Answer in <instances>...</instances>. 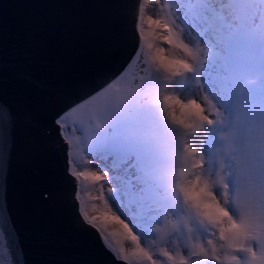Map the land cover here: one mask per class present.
I'll use <instances>...</instances> for the list:
<instances>
[{"label": "snow or ice", "instance_id": "obj_1", "mask_svg": "<svg viewBox=\"0 0 264 264\" xmlns=\"http://www.w3.org/2000/svg\"><path fill=\"white\" fill-rule=\"evenodd\" d=\"M149 5L158 7L156 15L149 14ZM172 7L161 0H136L133 30L145 76L134 88L115 89L102 103L81 111L74 122L89 136L88 143L96 129L118 117L126 122L125 141L109 156L127 166L128 182L122 191L108 189L113 195L106 196L102 182L111 179L108 171H76L73 165V176L101 184L98 196L89 193L90 200L101 202L92 203L90 211L78 193L75 198L86 223L126 264H264V106L239 112L231 130L223 133V146L212 156L206 153L201 134L206 135V125L225 123L226 117L207 94L197 95L202 86L186 92L177 87L187 74L205 67L209 49L201 45V37L195 43L185 39ZM257 12L264 15V0H246L229 18H205L202 32L220 39L244 27ZM141 98H146L143 103ZM133 105L145 107L151 119L132 115ZM105 113L106 120L101 118ZM12 120L8 108L0 105V170L8 155ZM55 121L60 123L59 115ZM145 192L167 202L159 216L149 214L156 201L139 195ZM110 200L136 221L137 231L144 229L146 243L113 211ZM162 222L163 227L151 226Z\"/></svg>", "mask_w": 264, "mask_h": 264}, {"label": "water", "instance_id": "obj_2", "mask_svg": "<svg viewBox=\"0 0 264 264\" xmlns=\"http://www.w3.org/2000/svg\"><path fill=\"white\" fill-rule=\"evenodd\" d=\"M135 3L0 0V105L13 117L0 170V264H126L82 217L55 118L74 123L122 88L138 52Z\"/></svg>", "mask_w": 264, "mask_h": 264}, {"label": "bare ground", "instance_id": "obj_3", "mask_svg": "<svg viewBox=\"0 0 264 264\" xmlns=\"http://www.w3.org/2000/svg\"><path fill=\"white\" fill-rule=\"evenodd\" d=\"M182 1V3H181ZM167 2H171V5L173 7H180V9L182 7H186L188 6L189 7V10H193V8L195 9V7H200L201 9H205V4L204 3H197L195 4V0H168ZM188 2V3H187ZM210 2V1H209ZM195 4V5H194ZM201 6H200V5ZM193 6V7H192ZM172 7V8H173ZM190 12V11H189ZM183 16V15H181ZM194 17V13H192V15ZM258 16H259V19H258V28L260 30V32L263 34L264 36V15H261L259 12H258ZM200 23V22H199ZM202 24V23H201ZM203 26H205L204 24H202ZM196 27V24H189L187 26H183L182 29H183V33H184V36L189 40V41H192L194 42L195 41V37L191 34L192 33V30L195 29ZM197 37V36H196ZM215 43L212 44V47H215V50H212V47L209 48V52H208V60L210 57H213V58H216V55L215 54H219V52H222V48H223V45H221V43H219L217 40L214 41ZM215 52V53H214ZM137 55V54H136ZM135 55V57H136ZM135 57L133 58V60L135 59ZM141 58V57H140ZM132 60V62H133ZM143 60V59H141ZM132 62L128 65V67L120 74L119 76V79L122 80L121 78H123V76L127 75V73H129V71L131 70V65H132ZM139 62V61H138ZM141 62V61H140ZM142 63V62H141ZM134 64V63H133ZM139 65V64H138ZM135 66V65H134ZM137 66V65H136ZM144 66V65H142ZM146 66V65H145ZM136 69V68H135ZM139 69V68H138ZM213 70H218L217 66L215 67V69ZM201 71V74H197V73H189L187 74L186 77L182 78L181 81H178L177 83V87L181 90V91H192V90H197L199 89V84L197 83V79L199 78V81L200 83H205V87L203 88L204 90L203 91H198L197 92V95H199L200 97H203L205 95V91L207 93V96H208V99L209 100H215L216 102H219L224 111L223 113L225 114V117H226V122L225 123H221L219 121L215 122V126H211L210 125H206L205 127V133H206V139H205V143L203 145V148L205 149L206 153L209 155V156H212L215 154V150L218 149V148H221L223 146V143L221 142V133H224L225 131H230L231 130V125L233 124V117H232V114L234 112H232L233 110L232 109V101L229 97V92H228V89L230 88V82L228 81V78L225 76V77H222V79H219L217 78L215 75H213L212 72H210L209 69L207 68H203L200 70ZM133 72V70H132ZM139 72V71H138ZM134 74V73H133ZM132 74V75H133ZM140 74V72L138 73ZM215 74V73H214ZM131 75V74H130ZM131 75V76H132ZM136 75V74H134ZM141 75V74H140ZM139 75V76H140ZM145 75V74H144ZM200 75V76H199ZM138 76V77H139ZM128 77V76H127ZM133 78V76H132ZM135 78V77H134ZM129 79V77H128ZM138 80H140V78H136ZM137 80V81H138ZM131 81V80H130ZM133 82V81H132ZM129 83V82H128ZM131 84V83H130ZM137 84V83H136ZM111 85H107L105 88H103L102 92L106 91V89H109ZM135 86V85H134ZM124 88V87H123ZM128 88H134L133 85H129ZM101 92V93H102ZM100 94V93H99ZM144 99V98H143ZM142 99V100H143ZM207 104V101H205V105ZM78 109V106H75L71 109V111H75ZM133 109V108H132ZM131 109V110H132ZM140 110V109H139ZM137 114V113H136ZM135 115V114H134ZM67 115H64L62 116L60 119L63 120L65 119ZM138 116V115H137ZM213 119H216L215 117L212 116ZM150 119V118H148ZM115 122L116 126H115V132L113 134L117 135L118 138H120L121 140L123 139L125 141V136H126V126L123 127V126H118L117 125V122L114 120L113 123ZM112 123V124H113ZM119 123V122H118ZM71 147H73L71 145ZM72 152V148H70V153ZM96 164H99V162H96ZM104 171H108L109 172V177H110V170L109 168L105 167ZM80 181V180H79ZM111 183L110 186H114L113 182L111 181V179L109 180ZM111 188V187H110ZM108 188V189H110ZM117 188V187H116ZM80 192V191H79ZM109 195H113V193H109ZM86 198H89V195L88 197ZM109 202H112L111 200ZM113 203V202H112ZM92 204V203H91ZM91 204H88L86 205L87 206V209L90 211V208H91ZM113 207V211H115L117 213V215H121V219H125V222L129 224L130 227L133 228V231L138 232L137 229L134 228V226L130 223L129 219L125 216V215H122L121 214V211H119V209L117 208V205L116 203H114V205H112ZM90 214H92L90 212ZM161 213H156L154 216H159ZM172 218V217H171ZM168 219V217H167ZM152 227H163L164 224L163 222L159 225L157 224H153L151 225ZM142 243H146L145 240L142 239ZM169 247L171 248L172 245L169 244Z\"/></svg>", "mask_w": 264, "mask_h": 264}, {"label": "rangeland", "instance_id": "obj_4", "mask_svg": "<svg viewBox=\"0 0 264 264\" xmlns=\"http://www.w3.org/2000/svg\"><path fill=\"white\" fill-rule=\"evenodd\" d=\"M161 2H163V1L161 0ZM207 2H204V3H207ZM181 3H182V1H181ZM148 11H149V14L156 15L158 13L159 9L155 5H149ZM176 14L178 15V13H176ZM178 22L181 23L180 18H178ZM196 35L197 34H194V37L197 40L198 37H196ZM141 59H143L142 56H141V58L137 59V55H136L135 59L132 62L131 70L129 71V73H127V75H125V76H123V78H121L122 79L121 80L122 88L124 87L125 89H127L129 87V85H133V87H135L141 83V80L136 79V78H141V77L145 76L144 75L145 74L144 69L146 68V66H145L144 60H141ZM142 65H144V66H142ZM132 70H133V72H132ZM138 71L140 72L141 75L138 74L139 73ZM210 71L213 72V68ZM133 73L136 75H134ZM130 74L131 75L133 74L132 75L133 78ZM127 76L129 77V79ZM142 99L143 98L140 99V103H143L146 98H144L143 100ZM132 108L129 109V112L132 115L135 114L134 116L138 115V117H141L144 119H148V118L151 119V115L145 107H137V106L133 105ZM61 121L64 122L63 130H64L66 136L72 142L73 147H71L72 148L71 160H72L73 165H75V167H76V171H79V170L84 171L85 169H87L89 171L103 173L105 167L101 164V161L97 160V157H95L96 155H95L93 149L101 147L103 145H106L109 142V138L115 132V126H116L115 122L113 123V125L111 127H108V129L106 131H102V132L96 131L95 137L92 139V141L90 143H88L89 136L87 134H85V132L79 131L75 125L70 124L67 116L65 117V119H63ZM115 121L117 122L118 126H123V127L126 126V122L124 120H122V118H120V117L116 118ZM201 135L205 141L206 136L204 135V133H202ZM189 140H190V142H194V138L190 137ZM96 162H99V164H96ZM109 183H111L109 181V179H105V181L102 182V186L105 190L106 196H110L109 192H108V188L111 187L110 189H112V186H110ZM100 187H101V184H90L87 181L80 180L79 181L78 194L80 197L83 198L86 205L91 204V203L100 204L101 202L98 200L92 201L89 198H86V197H88L89 193L91 194L92 197L98 196L100 194L99 193ZM110 203H112V202H110ZM112 205H114V203H112ZM171 217L169 216L168 220H172L173 218H171Z\"/></svg>", "mask_w": 264, "mask_h": 264}]
</instances>
